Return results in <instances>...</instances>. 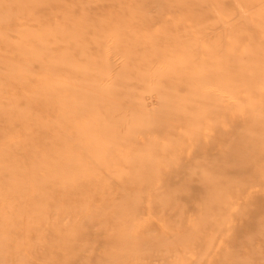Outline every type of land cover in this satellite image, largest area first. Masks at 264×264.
<instances>
[{
    "label": "rangeland",
    "instance_id": "374dc122",
    "mask_svg": "<svg viewBox=\"0 0 264 264\" xmlns=\"http://www.w3.org/2000/svg\"><path fill=\"white\" fill-rule=\"evenodd\" d=\"M0 264H264V0H0Z\"/></svg>",
    "mask_w": 264,
    "mask_h": 264
}]
</instances>
